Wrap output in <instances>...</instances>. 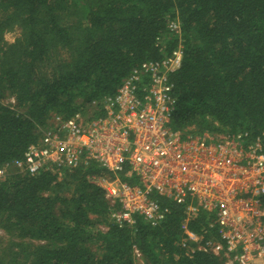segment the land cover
<instances>
[{
  "label": "trees",
  "instance_id": "trees-1",
  "mask_svg": "<svg viewBox=\"0 0 264 264\" xmlns=\"http://www.w3.org/2000/svg\"><path fill=\"white\" fill-rule=\"evenodd\" d=\"M172 19L178 34L167 29ZM178 44L172 128L264 132V0H0V166L21 159L53 116L102 115L103 98L133 67ZM127 170L118 177L130 180ZM57 176L0 179V264H223L181 248L183 206L159 199L169 213L158 225L137 218L119 227L91 181L111 173L89 164ZM204 224L202 213L188 228L199 233Z\"/></svg>",
  "mask_w": 264,
  "mask_h": 264
},
{
  "label": "built area",
  "instance_id": "built-area-1",
  "mask_svg": "<svg viewBox=\"0 0 264 264\" xmlns=\"http://www.w3.org/2000/svg\"><path fill=\"white\" fill-rule=\"evenodd\" d=\"M167 29L178 34V20H169ZM181 59L178 44L162 59L133 67L103 98L99 117L53 116L21 159L0 166V179L46 171L60 178L64 170L96 164L114 176L91 177L104 191L113 224L133 226L140 218L158 225L169 213L162 199L184 207L180 245L187 254L264 264V132L183 135L173 129L176 96L169 75ZM125 167L130 180L117 175ZM202 213L205 224L197 233L188 223ZM133 253L140 258L136 248Z\"/></svg>",
  "mask_w": 264,
  "mask_h": 264
},
{
  "label": "rangeland",
  "instance_id": "rangeland-1",
  "mask_svg": "<svg viewBox=\"0 0 264 264\" xmlns=\"http://www.w3.org/2000/svg\"><path fill=\"white\" fill-rule=\"evenodd\" d=\"M17 36H18V32L17 31H14V32H11V33L6 34L5 35V39L7 41H10L11 42ZM11 99L12 98H9V99H7V101L10 102ZM92 113H93L92 110H87L85 115H86V117H91ZM11 174H9V175H11ZM2 180L3 179H1V181ZM6 240H7V235L4 233V231L2 230V228H0V242H1L0 245H6Z\"/></svg>",
  "mask_w": 264,
  "mask_h": 264
}]
</instances>
